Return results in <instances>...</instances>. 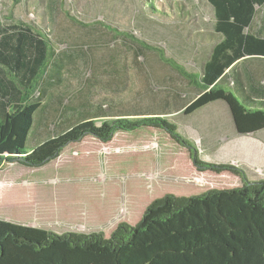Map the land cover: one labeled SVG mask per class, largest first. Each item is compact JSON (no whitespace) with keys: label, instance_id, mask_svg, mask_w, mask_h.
<instances>
[{"label":"trees","instance_id":"1","mask_svg":"<svg viewBox=\"0 0 264 264\" xmlns=\"http://www.w3.org/2000/svg\"><path fill=\"white\" fill-rule=\"evenodd\" d=\"M148 2L138 34L87 20L67 0H0V165L37 168L84 136L109 141L117 131L156 126L188 147L198 170L230 171L242 184L166 194L109 237L0 219V264H264V179L203 163L177 124L221 101L236 134L264 131V0H196V9L167 0L177 7L170 14L162 1ZM19 3L31 7L27 18L13 10ZM206 15L211 31L201 23ZM165 19L170 33H186L197 74L169 51L168 35L152 43L142 30L141 21L164 28Z\"/></svg>","mask_w":264,"mask_h":264},{"label":"rangeland","instance_id":"2","mask_svg":"<svg viewBox=\"0 0 264 264\" xmlns=\"http://www.w3.org/2000/svg\"><path fill=\"white\" fill-rule=\"evenodd\" d=\"M160 1L169 14L171 8H177L175 2L172 7L167 0ZM180 1L196 9V0L194 4L191 0ZM4 2L9 5L13 0ZM67 2L87 20L103 19L138 34L140 10L149 4L148 0ZM42 5L44 3L40 2L39 6ZM26 8L32 10L29 5ZM26 8L19 3L13 10L26 17ZM159 21L164 28L141 21L145 28L142 30L148 31V39L163 44L160 34L168 35L169 51L181 52L174 54L175 58L187 71L197 74L198 61L187 56L194 51H190V42L185 41L186 33L180 29L170 33L167 19ZM201 23L206 30H212L210 16L206 15ZM199 50L202 48L198 47ZM181 56L187 57L183 60ZM177 124L179 133L193 146L203 163L232 165L250 179H264V143L247 136L229 139L232 124L223 105L180 118ZM242 182L239 175L230 171L198 170L187 146L179 144L164 128L143 126L117 131L109 141L84 136L37 168L4 161L0 165V219L57 234L102 232L109 237L118 223H137L156 198L232 188Z\"/></svg>","mask_w":264,"mask_h":264},{"label":"crops","instance_id":"3","mask_svg":"<svg viewBox=\"0 0 264 264\" xmlns=\"http://www.w3.org/2000/svg\"><path fill=\"white\" fill-rule=\"evenodd\" d=\"M220 104L223 105V106L225 107V109H226V111H227V113H228V116H229V118H230V120H231L232 131H231V134L227 135V137H228L229 139L237 138V137H241V136H245V137L247 136V137H252V138H255V139L261 140V141L264 143V139L262 138V134L264 133V131H262L258 136H252V135H238V134H236L235 129H234V123H233V119H232V116H231L230 110L228 109V106H227L224 102L218 101V102H215V103H211V104L207 105L206 107L200 109L199 111H197V112L194 113V114H197V113H199V112H201V111H203V110H205V109H207V108H209V107H211V106H216V105H220ZM194 114H192V115H194ZM192 115H191V116H192ZM191 116H190V117H191ZM184 118H186V117H184Z\"/></svg>","mask_w":264,"mask_h":264}]
</instances>
